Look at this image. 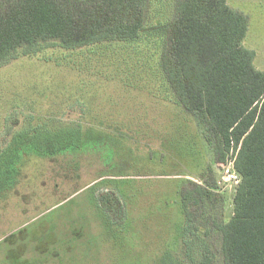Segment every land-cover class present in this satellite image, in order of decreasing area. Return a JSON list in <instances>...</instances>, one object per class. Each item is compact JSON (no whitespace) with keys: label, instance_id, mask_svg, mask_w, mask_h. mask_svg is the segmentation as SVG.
Returning <instances> with one entry per match:
<instances>
[{"label":"rangeland","instance_id":"1","mask_svg":"<svg viewBox=\"0 0 264 264\" xmlns=\"http://www.w3.org/2000/svg\"><path fill=\"white\" fill-rule=\"evenodd\" d=\"M229 4L249 16L244 43L264 70V0ZM174 6L153 0L148 27ZM161 43L145 32L78 49L42 44L0 65V264H37L57 239L101 261L82 264H162L167 251L183 262L180 188L210 168L232 216L235 186L170 88ZM100 196L118 222L102 248L91 234L105 232Z\"/></svg>","mask_w":264,"mask_h":264},{"label":"trees","instance_id":"2","mask_svg":"<svg viewBox=\"0 0 264 264\" xmlns=\"http://www.w3.org/2000/svg\"><path fill=\"white\" fill-rule=\"evenodd\" d=\"M173 1L172 18L148 27L153 0H0V65L20 49L32 53L42 44L78 49L157 34L160 66L174 95L202 127L215 163L222 170L233 157L241 176L228 220L213 169L200 182L183 181L184 261L167 251L162 264H264V70L255 66L256 52L244 43L249 16L229 0ZM74 138L73 143L81 139ZM97 203L106 235L91 234L102 248L101 239L116 236L118 222L105 197ZM61 245L57 239L37 264L100 261L86 246Z\"/></svg>","mask_w":264,"mask_h":264},{"label":"built area","instance_id":"3","mask_svg":"<svg viewBox=\"0 0 264 264\" xmlns=\"http://www.w3.org/2000/svg\"><path fill=\"white\" fill-rule=\"evenodd\" d=\"M222 180L233 186H237L241 182V176L235 169V158H228L226 164L222 168Z\"/></svg>","mask_w":264,"mask_h":264}]
</instances>
